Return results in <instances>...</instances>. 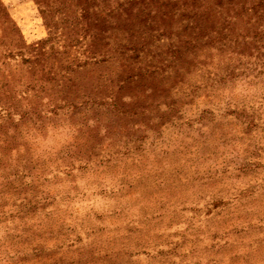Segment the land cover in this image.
I'll return each instance as SVG.
<instances>
[{
    "label": "rangeland",
    "instance_id": "1",
    "mask_svg": "<svg viewBox=\"0 0 264 264\" xmlns=\"http://www.w3.org/2000/svg\"><path fill=\"white\" fill-rule=\"evenodd\" d=\"M0 264H264V0H0Z\"/></svg>",
    "mask_w": 264,
    "mask_h": 264
}]
</instances>
